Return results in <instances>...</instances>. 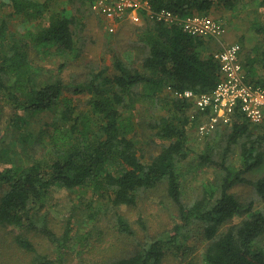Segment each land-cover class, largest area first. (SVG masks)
Masks as SVG:
<instances>
[{"label": "trees", "instance_id": "16d2710c", "mask_svg": "<svg viewBox=\"0 0 264 264\" xmlns=\"http://www.w3.org/2000/svg\"><path fill=\"white\" fill-rule=\"evenodd\" d=\"M93 1L71 0L80 3L78 11L66 8L53 11L48 14L46 25L36 32H27L28 40L15 38L14 34L8 36L7 22H0V102L14 111L8 126L19 129L26 123L27 115L50 112L60 103L62 106L59 117H55L59 120L52 123L51 132H46L50 162L33 161L26 167L0 169V188L6 186L0 197V229L12 230L14 245L31 256L29 264H63L70 221L61 233L51 228L47 213L42 211L50 188H89L95 195L107 197L115 209L134 206L141 191L164 185L179 215V223L169 239L139 245L129 256L103 264H159L165 245L183 255L187 245L179 244L177 239L179 236L186 239L194 224L202 229L208 243L201 261L189 260L185 264H264V246L260 245L264 237V212L254 209L252 199H239L232 192L236 185H248L264 202V175L255 179L246 177L264 162V133L253 134L250 129L254 125L241 113L234 112L230 125L217 126L213 131H223L226 139L221 161L213 160L209 150L198 157L202 164L219 166L216 182L192 203L182 200L177 165L186 157L191 105L173 92L192 90L205 94L215 88L219 66L212 54L207 53L204 38L189 35L177 25L145 22L143 40L149 52L142 63L143 71L115 58L114 74L109 76L103 69L93 73L86 85L91 94L89 113L77 112L69 99L61 98L65 84L57 76L64 63L53 80L42 86L37 84L38 70L29 58V44L47 50L53 48L61 56L77 57L80 53L77 37L82 23L76 13ZM149 1L154 10L166 8L182 17L192 13L207 15L215 0ZM5 4L11 8L12 15L25 21L45 14L42 5L33 0H1L0 5ZM223 4L234 5L233 0H223ZM256 31L264 34V25L257 26ZM261 55V58L247 55L241 61L248 82L264 86V76L259 77L255 68L258 63L264 71V50ZM81 91L75 89V93ZM138 103L149 108L162 105L167 108V115L153 119L151 127L168 144L149 163L141 161L136 142L129 137L132 122L123 115V109L135 108ZM234 145L239 146L242 163L233 171L227 167L225 157ZM235 217L241 221L228 226ZM114 219L120 233L132 235L123 215L114 212ZM29 234L55 246L57 258L38 252ZM83 238L75 236L77 240Z\"/></svg>", "mask_w": 264, "mask_h": 264}, {"label": "rangeland", "instance_id": "374dc122", "mask_svg": "<svg viewBox=\"0 0 264 264\" xmlns=\"http://www.w3.org/2000/svg\"><path fill=\"white\" fill-rule=\"evenodd\" d=\"M42 5L44 16L32 21H25L20 16L12 15L8 5H0V22L8 24L9 35L15 38L28 40L27 32H36L47 24V16L52 11L62 7L76 12L78 2L70 0H33ZM70 1V2H69ZM75 1V0H74ZM233 6L223 4V0H215L207 14L210 18L223 24L224 36L207 38V53L218 50L222 40L224 45L237 43L241 46V59L246 56L261 58L264 50V34L256 31L257 26L264 25V3L262 0H233ZM82 11V12H81ZM82 23L77 44L80 53L77 57L61 56L55 49L36 48L29 44L27 52L33 65L38 70L37 84L53 80L58 75L60 64L64 68L57 77L65 84L61 98L70 100L77 112L89 113L88 99L90 92L87 82L93 73L102 69L111 76L115 73L113 61L120 58L125 65L143 71L142 63L147 57L149 48L143 40L145 23L132 24L124 21L117 25L114 33L107 32V23L99 15L90 10L88 4L76 13ZM219 44V45H218ZM258 62V61H257ZM264 76L260 64L255 65ZM259 75V77H261ZM75 89H82L75 93ZM166 96V94H162ZM61 102V101H60ZM0 113V169L9 166H29L33 161L50 162V148L46 132L52 131L53 122L58 121L61 103L50 112L29 114L26 123L19 129L8 126L14 111L7 104ZM149 108L143 103L136 104L135 108L123 109V115L130 118L133 131L129 137L136 142L138 155L144 163H149L156 156L167 140L156 136V128L151 127L153 119L167 115L166 106ZM190 112V111H189ZM223 130V129H222ZM225 130V129H224ZM253 134L264 133V121L258 126H251ZM223 131L213 132L206 136L196 133L193 127L187 130V142L184 152L186 157L177 165L181 186L182 200L192 203L200 198L204 189L212 186L216 181L219 166L205 165L199 161V156L207 150L215 161H221V152L225 146ZM30 134L28 139H23ZM238 145L231 147L225 157L226 165L230 170L240 168L242 159ZM264 175V162L260 167L246 174L249 179ZM6 191V186L0 188V197ZM232 192L242 200L252 199L255 210H263L264 202L258 198L248 185H236ZM51 228L61 233L70 221V239L63 252V264H103L115 258L129 256L136 251L139 245H146L154 240L166 241L173 233V228L179 223L176 206L170 201L164 185H158L151 190L141 191L134 206H121L113 209L107 197L95 195L89 188H74L66 190L53 186L47 193L44 207ZM114 212L123 215L133 231L132 235L120 233L115 226ZM241 218L235 217L229 224H237ZM201 228L194 224L185 239L178 237L179 244L187 245V252L183 255L175 252L169 245L164 246V256L159 264H185L189 260L201 261L208 241L201 234ZM184 233V231H183ZM83 239H75V236ZM12 230L0 229V263L1 264H29L30 255L19 250L12 241ZM38 252L47 254L49 258H57L55 246L44 238L29 234ZM264 246V237L260 242ZM3 263H2V262Z\"/></svg>", "mask_w": 264, "mask_h": 264}, {"label": "built area", "instance_id": "2783aa9c", "mask_svg": "<svg viewBox=\"0 0 264 264\" xmlns=\"http://www.w3.org/2000/svg\"><path fill=\"white\" fill-rule=\"evenodd\" d=\"M89 7L106 21L109 34L124 21L177 25L187 34L204 39H217L225 33L223 24L206 14L181 17L166 8L154 10L149 0H94ZM212 56L219 66V79L210 93L173 92L175 97L191 105L188 127L206 136L217 126L230 125L234 112L241 113L252 125L261 124L264 121V86L248 82L241 61V46L237 43L223 45Z\"/></svg>", "mask_w": 264, "mask_h": 264}, {"label": "crops", "instance_id": "0c3cea01", "mask_svg": "<svg viewBox=\"0 0 264 264\" xmlns=\"http://www.w3.org/2000/svg\"><path fill=\"white\" fill-rule=\"evenodd\" d=\"M70 1H71V0H70ZM70 1H69V2H70ZM0 4H1V0H0ZM63 8L69 9V8H67V7H62L61 9H63ZM61 9H60V10H61ZM52 12H53V11H52ZM52 12H51V13H52ZM54 12H57V11H54ZM130 23H131V22H130ZM132 24H133V23H132ZM222 37H223V38H222V40H223V39L225 38V36L223 35ZM222 40H220V42H219V43H221V44H220V45L218 44V45H219L218 50H219V49L225 44V43L222 42ZM226 44H228V42H226ZM255 68H256V73H257V75H258V76H259V75L261 76L262 73L259 72V71L257 70V67H256V66H255ZM262 71H263V70H262ZM263 72H264V71H263ZM261 77H262V76H261Z\"/></svg>", "mask_w": 264, "mask_h": 264}]
</instances>
